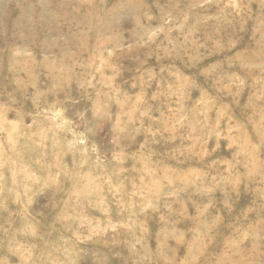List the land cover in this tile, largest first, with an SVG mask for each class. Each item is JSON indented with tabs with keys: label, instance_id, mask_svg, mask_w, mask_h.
<instances>
[{
	"label": "rangeland",
	"instance_id": "1",
	"mask_svg": "<svg viewBox=\"0 0 264 264\" xmlns=\"http://www.w3.org/2000/svg\"><path fill=\"white\" fill-rule=\"evenodd\" d=\"M0 264H264V0H0Z\"/></svg>",
	"mask_w": 264,
	"mask_h": 264
},
{
	"label": "bare ground",
	"instance_id": "2",
	"mask_svg": "<svg viewBox=\"0 0 264 264\" xmlns=\"http://www.w3.org/2000/svg\"><path fill=\"white\" fill-rule=\"evenodd\" d=\"M215 49V48H214ZM12 155V154H11ZM105 182V181H104ZM131 194V193H130ZM109 201V200H108ZM189 204V203H188ZM137 205V204H136ZM15 211V210H14ZM18 215V214H17ZM125 215V214H124ZM154 215V214H153ZM167 216V215H166ZM123 218V217H122ZM19 219V218H18ZM103 220V219H102ZM36 221V219H35ZM16 222V221H15ZM74 222V221H73ZM151 223V222H150ZM38 224V223H37ZM155 224V223H154ZM159 226V225H158ZM183 227V226H182ZM204 231V230H203ZM123 232V231H122ZM220 232V231H219ZM115 234V233H114ZM140 234V233H139ZM190 235V234H189ZM130 238V237H129ZM230 239V238H229ZM117 240V239H116ZM215 240V239H214ZM175 241V240H174ZM70 242V241H69ZM151 242V241H150ZM188 243V242H187ZM120 250V249H119ZM111 251V250H110ZM107 253V252H106ZM123 253V252H122ZM209 254V253H208ZM131 257V256H130ZM117 258V257H116Z\"/></svg>",
	"mask_w": 264,
	"mask_h": 264
}]
</instances>
